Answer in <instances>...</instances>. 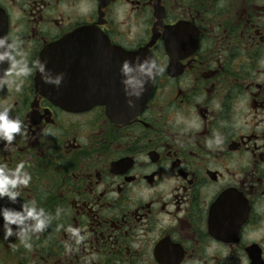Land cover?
I'll list each match as a JSON object with an SVG mask.
<instances>
[{
	"label": "flooded vegetation",
	"instance_id": "obj_1",
	"mask_svg": "<svg viewBox=\"0 0 264 264\" xmlns=\"http://www.w3.org/2000/svg\"><path fill=\"white\" fill-rule=\"evenodd\" d=\"M6 34L30 66L65 39L49 51L61 86L125 92L120 66L137 57L165 71L133 115L62 106L38 71L0 91L25 131L0 164L32 175L0 207L51 216L30 247L0 216V264H264V0H0ZM68 225L88 236L78 253Z\"/></svg>",
	"mask_w": 264,
	"mask_h": 264
},
{
	"label": "clouds",
	"instance_id": "obj_2",
	"mask_svg": "<svg viewBox=\"0 0 264 264\" xmlns=\"http://www.w3.org/2000/svg\"><path fill=\"white\" fill-rule=\"evenodd\" d=\"M222 6V5H221ZM20 57L21 59H18ZM5 62L9 67L0 74V91L4 88H11L19 93L25 78L30 77L33 71L41 74V79L46 85H52L59 88L64 81L65 73H59L53 76L46 69L47 61L36 60L31 66L22 51V41L14 39L9 35L0 36V65ZM165 71L153 59L145 58L141 60L137 57L132 61H125L120 66L119 72L121 83L124 85L125 96L128 97L127 104L130 108L135 107L137 100L141 98L146 85L150 81H154L156 76L162 75ZM133 97L135 99H133ZM11 108L7 105H0V143L4 145V150H10V146L16 139L17 135H25L24 123L18 117L10 115ZM44 131L45 135L51 134L48 130ZM221 141L217 140V144ZM211 146V145H209ZM32 181V175L25 170L23 161L17 163L15 168H9L6 164H0V200L7 197L12 204L17 203L20 196L18 188H27ZM61 209L57 208L56 216L59 217ZM0 216L3 218L4 239L16 236L17 239L25 241V247H30L26 242L27 233H42L51 223L50 214H46L42 207H38L33 201L31 203H22L19 209L11 207H0ZM13 225L16 226L14 231ZM60 227H63L61 225ZM65 231L69 234L70 243L65 244L66 254L79 252L80 245L85 244L88 236L80 227L68 225ZM76 246L75 248L72 244ZM16 249L13 248V251ZM97 256L91 253L84 259V264H95Z\"/></svg>",
	"mask_w": 264,
	"mask_h": 264
},
{
	"label": "water",
	"instance_id": "obj_3",
	"mask_svg": "<svg viewBox=\"0 0 264 264\" xmlns=\"http://www.w3.org/2000/svg\"><path fill=\"white\" fill-rule=\"evenodd\" d=\"M86 32H89V30L83 29V33H86ZM85 41L91 42V40H86L83 37V45ZM65 43H66L65 39H63L60 42L53 43L50 46L46 47L45 52L41 55L40 61H47L46 69L50 72V74L52 72L54 76L56 74L63 72L62 63L49 62V58H50L49 51L53 49H57V48L63 49L65 48ZM58 64H59V67H57ZM38 75H39V81L43 82V80L41 79V74L39 72H38ZM152 82L153 81H150L146 85V90L144 91L143 95L141 96L139 100L136 101L135 107H132V108L128 106L127 104L128 97L125 96V92H122L121 89L114 92L113 94H108L107 92L108 89L104 88L105 90L103 91L102 89L99 88L100 87L99 85L95 86L94 84H91V83H88L86 86H83V88L80 85L79 86L78 85L77 86L63 85V86H60L59 88H56L52 85H46L43 83L42 90H44L48 94H51L57 97L60 100L61 105L65 107H69V108L83 107V109H87L96 104H104L106 106L107 112L109 113H113L114 111H119V110H126L127 113H130L131 115H133L139 112L144 106L149 96L150 90L152 88ZM82 90H83V93H82ZM86 90H87V93H86ZM84 97H86V99L88 100V103L83 102V105H82V103L74 102L75 99L77 100L81 98L84 99ZM105 97L110 99V101L107 102L105 100ZM133 99L135 98L133 97Z\"/></svg>",
	"mask_w": 264,
	"mask_h": 264
}]
</instances>
